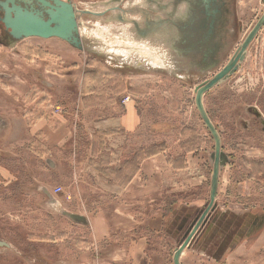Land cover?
Returning <instances> with one entry per match:
<instances>
[{
	"label": "rangeland",
	"instance_id": "rangeland-1",
	"mask_svg": "<svg viewBox=\"0 0 264 264\" xmlns=\"http://www.w3.org/2000/svg\"><path fill=\"white\" fill-rule=\"evenodd\" d=\"M62 1L75 8L81 50L58 38L15 41L0 24V264H173L209 200L214 142L194 89L232 57L264 0H228L222 41L199 39L201 14L192 23L186 0ZM125 97L140 137L103 128ZM202 101L228 160L180 263L264 264V25ZM159 146L172 168L190 160L193 185L145 206L115 197Z\"/></svg>",
	"mask_w": 264,
	"mask_h": 264
},
{
	"label": "water",
	"instance_id": "water-1",
	"mask_svg": "<svg viewBox=\"0 0 264 264\" xmlns=\"http://www.w3.org/2000/svg\"><path fill=\"white\" fill-rule=\"evenodd\" d=\"M30 1L31 4H26L20 0H0V24L13 40L17 41L31 37L42 39L58 38L76 49H83L76 11L71 3L62 0ZM263 25L264 10L222 69L211 79L200 83L194 89L195 108L214 142V150L210 156L212 170L209 185V200L200 217L190 226L183 241L174 250L172 256L173 264H181L180 257L184 249L189 247L196 233L207 223L209 213L215 208L219 172L228 160L221 151L219 133L204 109L203 96L236 73L245 61L248 48Z\"/></svg>",
	"mask_w": 264,
	"mask_h": 264
},
{
	"label": "crops",
	"instance_id": "crops-1",
	"mask_svg": "<svg viewBox=\"0 0 264 264\" xmlns=\"http://www.w3.org/2000/svg\"><path fill=\"white\" fill-rule=\"evenodd\" d=\"M132 101L129 99V101L123 103V112L119 116H111L107 121H105L107 127H103L105 128L104 130L120 129L126 135L133 133L135 137H140V134H138L141 126L139 113ZM39 123L41 122L38 121L34 125L36 130L41 128L37 127ZM185 161H187V163L183 164L181 167L172 168L169 165V160L167 159L165 161L163 154H158L144 159L140 162L138 170L132 176L131 180L124 186V188L120 187V190L115 194V197L118 196L119 198L120 196L123 200L128 201L137 200L140 204L145 206L146 199H154V194L161 193L163 190L166 193H169V195H175L179 192H183L182 190L184 189L186 191L189 186L193 184L188 179L187 170H189L191 166L190 162H188L190 160L187 159L184 160V162ZM201 177V181L198 183L200 186L207 182L206 170L202 173ZM217 191L216 198L218 197L219 186ZM145 210V208H139L137 209V214L145 216Z\"/></svg>",
	"mask_w": 264,
	"mask_h": 264
},
{
	"label": "flooded vegetation",
	"instance_id": "flooded-vegetation-1",
	"mask_svg": "<svg viewBox=\"0 0 264 264\" xmlns=\"http://www.w3.org/2000/svg\"><path fill=\"white\" fill-rule=\"evenodd\" d=\"M175 1H177V0H174V3H175ZM211 1H213V0H186L187 8H188L187 12L188 11L192 12V13L194 12V15H192V20H191L192 23H195L197 18H199V16H197L196 14L197 13L201 14L200 21L201 20L202 21H201V23L199 21V24H201L199 29L201 31H204L206 35L204 37H199V39L208 37V41H209L210 36H211L214 39L217 38L218 40L222 41L224 39H227V37L231 36V33L226 30L227 23H225V21L223 19L224 13L226 11L228 12V9H227V6H228L227 1L228 0H215V3L217 2L221 8L220 11H218V9H217L216 12H215V9H213V8H212L213 11H211V7H210ZM215 13L217 15H214ZM213 16H215L216 19L213 18ZM237 32H238V28H237ZM195 33H199V32L195 31ZM199 34H201V33H199ZM193 37H196V35H193ZM196 39H198V37ZM197 48H198L197 50H199L202 47L199 46Z\"/></svg>",
	"mask_w": 264,
	"mask_h": 264
},
{
	"label": "trees",
	"instance_id": "trees-1",
	"mask_svg": "<svg viewBox=\"0 0 264 264\" xmlns=\"http://www.w3.org/2000/svg\"><path fill=\"white\" fill-rule=\"evenodd\" d=\"M161 151H163V148H161V146L155 147V149L153 151H147V152H145L144 155H143V157H142V160L141 161H143L144 159L149 158L151 156H154V155L160 153ZM137 170H138V167H136L135 171L133 172V175H134V173H136ZM133 175L129 176L125 180L124 183L120 184V187H124L131 180V178H132Z\"/></svg>",
	"mask_w": 264,
	"mask_h": 264
},
{
	"label": "bare ground",
	"instance_id": "bare-ground-1",
	"mask_svg": "<svg viewBox=\"0 0 264 264\" xmlns=\"http://www.w3.org/2000/svg\"><path fill=\"white\" fill-rule=\"evenodd\" d=\"M20 1H24V3H26V4H31V1L30 0H20ZM154 55V54H153ZM151 56V55H150ZM146 58V57H145ZM152 59V58H151ZM153 59L155 60V61H159L160 63H161V60L159 59V58H157V57H153Z\"/></svg>",
	"mask_w": 264,
	"mask_h": 264
},
{
	"label": "built area",
	"instance_id": "built-area-1",
	"mask_svg": "<svg viewBox=\"0 0 264 264\" xmlns=\"http://www.w3.org/2000/svg\"><path fill=\"white\" fill-rule=\"evenodd\" d=\"M129 97H125L123 102L129 101Z\"/></svg>",
	"mask_w": 264,
	"mask_h": 264
}]
</instances>
